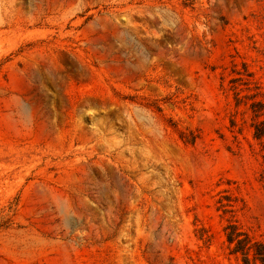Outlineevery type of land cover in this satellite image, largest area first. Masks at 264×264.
Masks as SVG:
<instances>
[{
  "label": "rangeland",
  "instance_id": "1",
  "mask_svg": "<svg viewBox=\"0 0 264 264\" xmlns=\"http://www.w3.org/2000/svg\"><path fill=\"white\" fill-rule=\"evenodd\" d=\"M230 223L264 241V0H0V264H244Z\"/></svg>",
  "mask_w": 264,
  "mask_h": 264
},
{
  "label": "trees",
  "instance_id": "2",
  "mask_svg": "<svg viewBox=\"0 0 264 264\" xmlns=\"http://www.w3.org/2000/svg\"><path fill=\"white\" fill-rule=\"evenodd\" d=\"M259 126H256V134H261ZM226 238L229 243H232L231 248L234 253L242 254L244 264H264V241L252 240L250 236L240 231L236 225L230 223L225 227ZM251 254V256H250Z\"/></svg>",
  "mask_w": 264,
  "mask_h": 264
}]
</instances>
